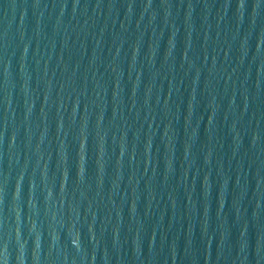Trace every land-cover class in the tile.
<instances>
[{
    "label": "water",
    "instance_id": "1",
    "mask_svg": "<svg viewBox=\"0 0 264 264\" xmlns=\"http://www.w3.org/2000/svg\"><path fill=\"white\" fill-rule=\"evenodd\" d=\"M0 264H264V0H0Z\"/></svg>",
    "mask_w": 264,
    "mask_h": 264
}]
</instances>
